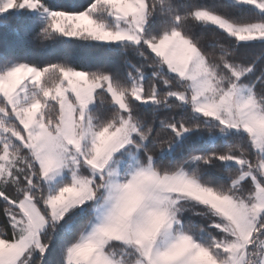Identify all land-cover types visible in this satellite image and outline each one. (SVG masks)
Returning a JSON list of instances; mask_svg holds the SVG:
<instances>
[{
	"label": "snow or ice",
	"instance_id": "obj_1",
	"mask_svg": "<svg viewBox=\"0 0 264 264\" xmlns=\"http://www.w3.org/2000/svg\"><path fill=\"white\" fill-rule=\"evenodd\" d=\"M0 264H264V0H0Z\"/></svg>",
	"mask_w": 264,
	"mask_h": 264
},
{
	"label": "trees",
	"instance_id": "obj_2",
	"mask_svg": "<svg viewBox=\"0 0 264 264\" xmlns=\"http://www.w3.org/2000/svg\"><path fill=\"white\" fill-rule=\"evenodd\" d=\"M0 43H6L17 52L27 53L36 58L44 57L50 51L45 50L40 43H31L29 36L23 33L17 35L10 27H0Z\"/></svg>",
	"mask_w": 264,
	"mask_h": 264
}]
</instances>
